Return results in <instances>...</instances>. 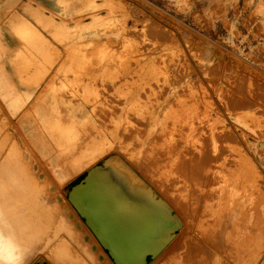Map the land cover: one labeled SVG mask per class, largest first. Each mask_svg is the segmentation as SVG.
I'll list each match as a JSON object with an SVG mask.
<instances>
[{
  "label": "bare ground",
  "instance_id": "obj_1",
  "mask_svg": "<svg viewBox=\"0 0 264 264\" xmlns=\"http://www.w3.org/2000/svg\"><path fill=\"white\" fill-rule=\"evenodd\" d=\"M71 1L67 0L64 3L68 4V2ZM93 2L89 1L88 3L89 5L91 4V6L87 5V7H92ZM37 3L39 6L40 2ZM109 4L110 3H108V9L110 6H113ZM118 4L120 5V3ZM70 5L72 6L74 4L71 3ZM100 5L103 4L100 3ZM105 5L104 8L107 7V4ZM117 5L115 3V6ZM66 6L68 5L65 4L63 7L66 9ZM32 7H34V5ZM92 8L97 10L98 7H95L96 9L94 7ZM101 8L102 6H100V9ZM15 11L16 9L14 12ZM75 11L77 13L78 10ZM79 11L82 10L79 9ZM114 11H117V8L114 9ZM85 13L88 15L90 12ZM118 13L119 12H116L113 15L115 16ZM51 14L52 16L50 17H54L55 15L58 16L55 13L53 16V11ZM91 15L90 13V16ZM125 15H122V17ZM93 16L94 15H92V17ZM98 16H100V14ZM105 17L109 16L105 15ZM96 18L98 20V17L95 15L94 21ZM110 19L107 20L109 23L114 20L111 19V21H109ZM120 19H118L119 22H121ZM50 20L52 19L50 18ZM92 20L93 19H91V21ZM96 21L91 23L96 24ZM100 21L102 23L103 19H100ZM105 21L104 18V22ZM24 22H26V20ZM36 22L38 21L36 20ZM58 24H60V22ZM78 24L77 22L76 28H78ZM87 24H83V26H87ZM102 24L105 25L104 23ZM112 24V26H114V23ZM64 25L67 26L66 24ZM73 25L75 24L73 23ZM98 25L99 24L95 25V27ZM106 25L108 26V24ZM17 26L20 27L21 24ZM24 26L26 27V25ZM28 26L29 31L30 25ZM79 27H81V25ZM21 28L22 27H20V30ZM31 28L33 29V27ZM37 28L39 30V27ZM67 28L71 30V28ZM162 28L165 30V33L168 32L164 27ZM81 29L83 28L81 27ZM31 31H29V33ZM36 31L37 30H35V32ZM51 31L53 32V30ZM26 32L22 33L26 36ZM35 32H31V34L35 35ZM158 32H160V30H158ZM39 34L41 35V33ZM76 34L78 35L77 31ZM156 34L158 35V33ZM170 34L167 35L171 39L172 36H170ZM27 35L31 36L29 34ZM79 36L82 35L80 34ZM32 37L33 36H31V38L28 37V39L30 38L35 42L38 36L35 40ZM42 37H40L41 40H43ZM128 37L129 36L126 38ZM161 38H163V36H161ZM33 42L32 44H35ZM50 43L52 44L53 42ZM50 43L49 45H51ZM83 43L86 44L85 42ZM24 44H26V42ZM53 45H55V43ZM64 45L65 43L63 46ZM76 45L74 44L75 47H77ZM66 46L69 47V45ZM70 46L69 50L72 48V45ZM28 47L30 48L31 46L29 45ZM32 47H35V45ZM78 47L81 49V46ZM82 47L85 46L83 45ZM88 47L87 49H89ZM35 49L34 52L36 51ZM40 49L39 52L43 50ZM61 50L59 49L58 51L61 52ZM74 51L75 50H73V52ZM94 51L95 50H93V52ZM43 52L44 51L40 53L43 54ZM76 52L78 53L79 50H76ZM89 53L92 55V52L89 51ZM45 56L43 55V57ZM29 57L31 56L29 55ZM100 58L101 57L97 58L98 61ZM44 59V61H46V58ZM104 60L106 61V59ZM63 62L67 63L65 61ZM47 63L46 65L50 64L49 62ZM52 63L55 62L52 61ZM94 64L97 63L94 61ZM98 64L101 65L102 63L100 62ZM52 65L54 64H51V66ZM48 67H50V65ZM94 67H96V65ZM103 68H105V65ZM98 70H100V68ZM48 71H50V69ZM48 71L47 74L49 73ZM58 76L57 73L56 75L53 74L50 77L52 80H48V82L50 81L49 83H51L58 79L60 77ZM79 79L81 80V78ZM59 80L60 79H58V81ZM98 81L99 80H97V82ZM48 82H46L45 85ZM94 82H92V84ZM73 83L75 82L73 81ZM107 84L105 86L109 87ZM49 85L51 86V84ZM80 85L87 86L86 80L80 81ZM99 85L101 86V84ZM55 86L59 87V84ZM71 88L73 90L74 87ZM71 88L65 91L67 92V90H71ZM87 88H89V86ZM74 89L77 91V87ZM80 89L79 87V90ZM107 90L109 89L107 88ZM94 92L96 93V91ZM110 92L111 89L109 93ZM60 93L57 91V93H53L52 96H50L49 93L48 97L41 100L45 102V104L47 101L53 102L54 105L36 108V114L33 111L35 115L25 114L20 116L19 118L21 119L26 118L27 122L25 123H7L5 122L7 117L5 115L0 116V119L3 121L0 122V264H150L152 259H155L152 264H264V228L260 229L261 226H264V185L261 184V179L259 180L260 177H248L245 175L244 169L246 168V164L244 163L248 160H245L247 158H244L242 155L243 153L240 151L242 149L238 147L239 143L237 145L227 143L228 140L223 142L225 144L222 146L223 148L220 149L217 145V143H220V140L218 141L215 139L218 137L215 136V130L214 133L213 130L208 133L210 139L201 140V135H204L208 129L204 131V127L201 131L197 128L196 126H201L198 120V125L189 123L190 120H194L197 117L200 119L201 116H199L196 111L197 108L195 107L197 106H192L193 104L195 105L194 102H192L193 104H189V106L191 105L190 107L187 106L189 108L185 107V110H181L182 112L179 111L181 107L178 106V109L175 108L177 106H174V109L177 111L173 115V121L175 119L173 123L167 122L160 130H153L146 137L139 134L140 141L136 140L141 146V148L139 146L136 148L142 150V147L148 143L150 146L149 151L151 152L150 157L154 155L159 158L158 164L160 166L157 168V171L161 173L159 176H161L162 179H160L158 183L163 185L166 189H171L172 196L170 197L172 198V203L171 205L169 204V206L167 203L161 201L155 191L145 186L141 180L136 178V175L131 173L130 169L127 167L132 166L125 159L131 152V149L128 148L127 139L130 138L132 134H135V130L126 123H122V121L119 120V122H117L114 119V117H120V120L125 118V115H123L125 114L124 108L118 109L115 105L113 106L111 104L113 102L107 100L106 97L102 99L97 98V93V96L93 98H91V96L89 97L87 93L85 94L86 96L84 95L83 97L82 95L81 97L78 91L72 92V94ZM116 93L115 95H117ZM39 94H42V91ZM37 96L40 98L41 95L39 96L37 94ZM111 97L113 96L111 95ZM27 98H30V96L28 95ZM189 100L190 99H188V102H190ZM109 107L114 108V111L110 112ZM184 111L189 113L188 120L185 116L186 114H183ZM15 112L16 111H13L12 117H14ZM116 112L122 114L115 116L117 114ZM3 113H5V111ZM112 116L114 117L111 119L110 117ZM202 120L206 121V118ZM184 123H189L190 125L186 127ZM208 123H206V125ZM194 125H196L195 129L193 127ZM221 131L222 130H220V132ZM234 132H236V130ZM121 137H125L126 139L120 141L119 139ZM192 137L197 138L195 141L192 140V142L194 141L192 143L193 145H190L191 139H193ZM245 149L247 150V148ZM154 152H157V154ZM245 155L247 156L248 154ZM101 160H104L102 164L99 163ZM253 160L254 159H252V161ZM156 163L157 162H153L147 165L142 163V166L140 163V167H145L144 170L149 171L148 174L151 175L153 165ZM247 164H249V166L251 164L252 166L253 163ZM255 164L258 163L256 162ZM83 171L87 173L81 179L82 181L80 180V182L74 183L72 187L68 189L66 196L58 191V187H56L58 184H61L63 181H68L69 183L75 180ZM258 171L260 172V170ZM261 174H263V170ZM167 185H169V188L166 187ZM166 191L167 190L163 189V194H165ZM172 206L178 208L177 215L172 210ZM178 231L179 233L176 235ZM256 231H258V233H256ZM173 239L177 240L171 243L170 241ZM180 245H182L183 248L181 252L177 251V247ZM167 247H171V249L167 251Z\"/></svg>",
  "mask_w": 264,
  "mask_h": 264
},
{
  "label": "rangeland",
  "instance_id": "obj_2",
  "mask_svg": "<svg viewBox=\"0 0 264 264\" xmlns=\"http://www.w3.org/2000/svg\"><path fill=\"white\" fill-rule=\"evenodd\" d=\"M60 1L0 0V116L5 115L7 117L5 122L14 124L27 122L26 118L21 119L19 117L25 114L35 115V109L38 107L52 106L53 102L47 101L45 104V102H42L41 100L48 97L49 93V95L52 96L53 93H57V91L58 93L61 92L60 94H72V92L78 91V94L81 97L82 95L84 97L86 93L89 97L91 96V98L97 95V98L100 99L106 97L107 100H111L113 102L111 103L110 101L113 106L115 105L118 109L123 107L125 111V114H123L125 115V118L121 120L120 117L112 116L110 118L112 119L114 117L117 122L122 121V123H126L133 130H135V134H132L130 138L127 139L128 148L131 149V152L125 159L130 165H132L127 167L130 169L131 173L136 175V178L145 184V186H148L149 188L151 187L158 194V196L164 198V200L171 205L172 198L170 196L172 195L169 185L166 186L169 189H166L163 185L158 183L159 180L162 179V177L159 176L161 173L157 171V168L160 166L158 164L159 158L154 155L150 157L151 152L149 151L150 146L148 143H146L141 150V146L136 140L140 141L139 134L146 137L151 131H156L157 129L160 130L167 122L173 123L175 121V119L173 121V115L177 111L174 109V106H177L175 108L178 109L181 107L179 111L182 112L191 106H189L190 103L193 104L192 102H194L195 105L193 104L192 106H197L195 107L197 108L196 111L198 115L201 116L200 119L196 116L197 118L194 119L196 122L189 119V123H195L198 125L197 123L199 122L201 126L194 125V129L195 126L201 131L204 127V131H207L208 129V131L204 133L205 136L201 135V140L204 141L208 140V138L210 139L208 133L212 130L214 133L215 130V136H218L215 139L218 141L220 140V143H217L220 149H222V146L225 144L223 142L228 140L229 141L227 143H233L236 145L239 143L238 147H241L239 149H242L240 150L241 153H243L242 155L244 158H247L245 160H248L246 162L244 161V164H246V168L243 167L245 168V175L248 177H260L259 180L261 179L260 182L264 185V0H111L114 4L110 0H93L96 3L92 0H86L87 2L85 0H70L71 2H68V4L64 3L67 0ZM75 1L79 2L76 3ZM89 1L93 2L94 5L92 4V7H98L97 10H94L92 7H87V5L91 6V4L89 5L88 3ZM37 2H40L39 6ZM81 2H84V5ZM71 3L74 5L71 6ZM100 3L103 5H100ZM108 3H110L109 5H113L110 6L109 9ZM115 3L116 5L120 3L121 7L119 4L115 6ZM25 4H28L27 7ZM65 4L68 5L66 6V9L63 7ZM98 4L102 6L101 9ZM105 4H107V7L104 8ZM33 5L34 7H32ZM41 5L46 8H43ZM113 7L114 9L117 8V11H114ZM15 9L18 14L16 11L14 12ZM79 9L82 11H79ZM75 10H78L77 13ZM52 11L53 16L55 14L58 16L55 15L54 17H50L52 16ZM85 12H90L94 15V18L96 15L100 23L97 18L95 19V21L97 20L96 24L91 23L95 22L94 18L92 15L90 16V13L87 15ZM116 12L119 13L114 16L113 14ZM19 14L23 15L20 16ZM99 14L100 16H98ZM105 15L109 17H105ZM122 15L125 16L122 17ZM50 18L52 20H50ZM104 18L107 23L104 22ZM110 18L114 20L111 21ZM91 19L93 20L91 21ZM100 19H103L102 23L105 25L101 23ZM108 19H110V23L107 21ZM118 19H120L121 22H119ZM25 20L26 22H24ZM36 20L38 22H36ZM58 21L60 24H58ZM76 21L83 29L79 26V29L76 28ZM73 23L75 25H73ZM112 23H114V26H112ZM18 24H21L20 27H22V31L20 30V27L17 26ZM83 24H87V26H83ZM93 24H101V27L99 25L96 27L95 25L92 26ZM106 24H108V26ZM24 25H26L27 28ZM28 25H30V28L33 27V29L29 28V31L32 30L31 32L34 33L35 30H37L35 35L31 34V32L29 33ZM161 26L168 32L166 31L167 33H165V30H163ZM37 27H39V30ZM67 27L71 28V30ZM74 29L77 31L78 35ZM40 30H42L43 33ZM51 30H53L54 33ZM158 30H160V32H158ZM71 31H74L75 33H72ZM161 31L164 32L162 33ZM22 32H26L27 34L33 36L32 38H34V40L38 36L37 40L40 42L37 40L33 42L32 39H30L31 36L26 34V37ZM155 32L158 33V35L163 36V38L158 36ZM37 33H41V35H39L40 37L43 36V40H41ZM80 34L82 36H79ZM167 34H170L172 38L170 39ZM20 36L22 38L24 37L28 41L24 38L22 39ZM125 36L129 37L126 38ZM28 37H30V40ZM31 41L35 44H32ZM49 41L53 43L51 44ZM23 42H26V44ZM83 42H85L89 47ZM49 43L51 45H49ZM54 43L55 45H53ZM64 43L65 47L63 46ZM74 44H77V47H75ZM27 45H30L31 47L35 45V47L29 48ZM66 45H69V47L72 45V48L74 47L75 49L70 48V50L72 49L71 52L69 47ZM83 45L86 48L82 47ZM39 46L43 50H41ZM78 46H81V49ZM107 46H109L111 50ZM87 47L89 49H87ZM34 49L37 51H35L36 54ZM39 49L41 50L40 52L44 51L43 54L39 52ZM57 49L62 50L60 52ZM83 49H86L85 51L87 53ZM73 50L75 51L73 52ZM76 50H79V52L81 50V52H78V54ZM87 50L92 52V55H90ZM93 50L95 51L93 52ZM83 54H89L88 56L90 57ZM29 55L32 58L29 57ZM43 55L46 56L43 57ZM99 57H101L99 60L102 63L101 65L98 64L100 63L97 59ZM44 58H46V61H44ZM104 59H106V61ZM93 60L98 64V66L97 64H94ZM52 61L55 63H52ZM63 61L67 63H64ZM47 62L50 63V67H48L49 65H46ZM51 64L54 65L51 66ZM93 64L94 66L96 65L97 68L99 67L100 70H98L99 68L97 69L94 67ZM102 65H105V68H103ZM49 69L50 71H48ZM131 69L134 70L132 71ZM47 71L49 72L48 74ZM52 73L54 75L57 73V76H60H58L60 82L58 79L52 81L53 83H49L50 81L48 82V80H52V78H50L53 75ZM64 74L68 75L66 76ZM79 78H81V80ZM85 80L87 82V86L82 85V89L80 81ZM97 80H99L98 82L100 83H98ZM73 81L75 83H73ZM46 82H48V85L51 84V86H53L51 87L50 85H45ZM92 82L95 84H92ZM58 84L59 87H56L55 85L58 86ZM99 84H101V86ZM106 84L113 88L105 86ZM88 86L89 88H87ZM41 87L45 91H43ZM71 87H77V91H75L74 88L73 91ZM79 87L81 88L80 90L85 92L80 91ZM70 88L71 90H67V92L65 91ZM107 88L109 90H107ZM110 89L111 92L109 93ZM38 90H41L42 94H39L41 91L39 92ZM94 91H96L97 95ZM115 93L117 95H115ZM37 94L39 96L41 95L40 98ZM28 95L30 98H27ZM111 95L113 97H111ZM188 99H190V102H188ZM110 103L109 105L111 106ZM109 110L110 112H113L114 108L109 107ZM4 111L5 113H3ZM13 111H16L14 117H12ZM185 112L187 111H184L183 114H186L185 116L188 120L189 113ZM121 114L122 113L118 112L115 116H119ZM207 115L208 122L210 124L207 122ZM205 118L206 121L202 120ZM0 122H3L2 119H0ZM189 123H184V125L188 127L190 125ZM206 123L208 124L206 125ZM220 130L222 131L220 132ZM233 130H236V132ZM192 138L193 139L190 138L191 144L188 143L190 145H193L192 143L197 137ZM125 139V137H121L119 140L123 141ZM192 140L194 141L192 142ZM138 146L140 148H136ZM245 148H247V150ZM154 153L157 154V152ZM245 154H248L249 157L251 155V157L249 158L248 155L246 156ZM251 158L254 160L252 161ZM103 161L104 160H101L99 163L102 164ZM153 162L157 163L153 165L151 175L148 174L149 171L144 170L145 167H140V163L142 166V163L147 165ZM256 162L258 164H255ZM247 163H253L254 166H256L254 167L253 164L252 166L251 164L249 166ZM248 169L251 170L249 171ZM258 170H260V172ZM262 170L263 174H261ZM86 173V171H83L76 177L75 180L69 183L68 181H63L61 184H58L56 186L58 187V191L66 196L68 189H70L74 183L80 181ZM163 189L167 190L165 194H163ZM173 210L177 215L178 208L173 207ZM263 228L264 226H261L260 229ZM178 233L179 231L176 235H178ZM256 233H258V231H256ZM176 240L177 239H173L170 242L172 243ZM166 249L169 251L171 247H167ZM177 251H183L182 245L177 247ZM153 261H155V259H152L150 264H152Z\"/></svg>",
  "mask_w": 264,
  "mask_h": 264
},
{
  "label": "crops",
  "instance_id": "obj_3",
  "mask_svg": "<svg viewBox=\"0 0 264 264\" xmlns=\"http://www.w3.org/2000/svg\"><path fill=\"white\" fill-rule=\"evenodd\" d=\"M151 188V187H150ZM152 189V188H151ZM153 190V189H152ZM154 191V190H153ZM157 194V193H156ZM158 195V194H157ZM160 197V199H161V201H163V202H165V203H167L166 202V200H164V198H162L161 196H159ZM168 204V203H167ZM169 205V204H168ZM170 206V205H169ZM173 210V209H172ZM174 211V210H173ZM175 213V212H174ZM177 219V218H176Z\"/></svg>",
  "mask_w": 264,
  "mask_h": 264
},
{
  "label": "water",
  "instance_id": "obj_4",
  "mask_svg": "<svg viewBox=\"0 0 264 264\" xmlns=\"http://www.w3.org/2000/svg\"><path fill=\"white\" fill-rule=\"evenodd\" d=\"M82 181V180H81ZM80 182V181H79Z\"/></svg>",
  "mask_w": 264,
  "mask_h": 264
}]
</instances>
